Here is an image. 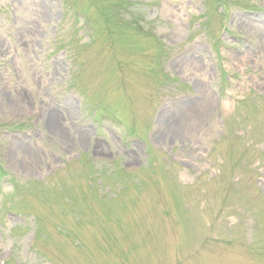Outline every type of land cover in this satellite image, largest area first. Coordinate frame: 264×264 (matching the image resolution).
Wrapping results in <instances>:
<instances>
[{
	"label": "rangeland",
	"instance_id": "obj_1",
	"mask_svg": "<svg viewBox=\"0 0 264 264\" xmlns=\"http://www.w3.org/2000/svg\"><path fill=\"white\" fill-rule=\"evenodd\" d=\"M0 264H264V0H0Z\"/></svg>",
	"mask_w": 264,
	"mask_h": 264
}]
</instances>
